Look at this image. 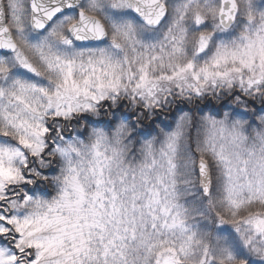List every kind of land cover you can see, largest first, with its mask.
Segmentation results:
<instances>
[{
	"label": "snow or ice",
	"instance_id": "obj_1",
	"mask_svg": "<svg viewBox=\"0 0 264 264\" xmlns=\"http://www.w3.org/2000/svg\"><path fill=\"white\" fill-rule=\"evenodd\" d=\"M0 264H264V0H0Z\"/></svg>",
	"mask_w": 264,
	"mask_h": 264
},
{
	"label": "rangeland",
	"instance_id": "obj_2",
	"mask_svg": "<svg viewBox=\"0 0 264 264\" xmlns=\"http://www.w3.org/2000/svg\"><path fill=\"white\" fill-rule=\"evenodd\" d=\"M46 191V193H50V194H53V193H51V190L50 189H44V192ZM48 198H50V195H49V197Z\"/></svg>",
	"mask_w": 264,
	"mask_h": 264
},
{
	"label": "trees",
	"instance_id": "obj_3",
	"mask_svg": "<svg viewBox=\"0 0 264 264\" xmlns=\"http://www.w3.org/2000/svg\"><path fill=\"white\" fill-rule=\"evenodd\" d=\"M43 191H44V189H43ZM46 192V191H45Z\"/></svg>",
	"mask_w": 264,
	"mask_h": 264
}]
</instances>
